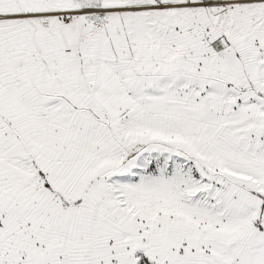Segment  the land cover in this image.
Wrapping results in <instances>:
<instances>
[{
	"label": "snow or ice",
	"instance_id": "obj_1",
	"mask_svg": "<svg viewBox=\"0 0 264 264\" xmlns=\"http://www.w3.org/2000/svg\"><path fill=\"white\" fill-rule=\"evenodd\" d=\"M0 264H264V0H0Z\"/></svg>",
	"mask_w": 264,
	"mask_h": 264
}]
</instances>
